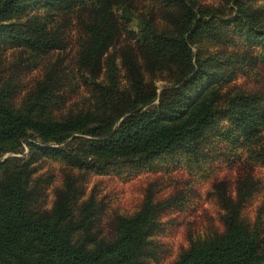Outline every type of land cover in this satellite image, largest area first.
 <instances>
[{"label": "trees", "instance_id": "obj_1", "mask_svg": "<svg viewBox=\"0 0 264 264\" xmlns=\"http://www.w3.org/2000/svg\"><path fill=\"white\" fill-rule=\"evenodd\" d=\"M41 1L55 11L40 16L28 11L35 0H0V49L12 45L36 55L66 49L70 47L69 31L74 21L81 35L74 59L65 64L57 57L46 65L42 78L19 101L11 78L0 71V154L17 151L23 139L33 152L24 163H19L22 158L17 156L0 161V264H148V237L157 225L156 213L170 206L166 204L168 199L157 203L149 196L139 210L116 215L114 227L101 232L96 224L99 207L94 200L83 201L76 210L78 187L72 176L67 179L72 177L74 186L67 181L56 191L52 205L42 207L43 187L39 178H32L34 167L29 163L42 156L39 149L59 153L78 139L82 142L75 154L80 167L104 172L110 165L142 162L177 149L190 133L212 123L221 110L232 109V99L216 103L213 88L201 85L191 92L187 89L194 87V76H207L199 55L198 66L193 63L188 43L205 31L200 24L203 20L184 6L179 35L157 33L149 27L147 35L137 39L143 62L136 60L135 53L127 56L129 83L119 84L111 75L109 83L103 84L93 79L107 48L120 32L113 7L120 0ZM234 1V17L244 25L242 31L261 35L264 4ZM167 61L181 69L176 71V81L162 88L158 103L153 105L157 92L145 71ZM71 65L87 70L86 78L98 91L93 101L80 104L82 99L88 100L82 96L76 103L67 104L71 98L67 91L74 93L77 86L63 91L68 83L61 77L71 71ZM113 67L109 73H113ZM242 116L248 117L245 112ZM48 143L66 145L50 147ZM221 199L227 206L224 229L192 240L173 264H264L263 235L240 214L243 196L232 200L221 195Z\"/></svg>", "mask_w": 264, "mask_h": 264}, {"label": "rangeland", "instance_id": "obj_2", "mask_svg": "<svg viewBox=\"0 0 264 264\" xmlns=\"http://www.w3.org/2000/svg\"><path fill=\"white\" fill-rule=\"evenodd\" d=\"M255 2L264 4V0ZM235 5L234 0H120L113 6L120 32L107 48L98 75L92 78L94 81L109 83L112 75L115 82L128 84L127 56L135 53L136 60L143 62L137 39L149 27L157 33L179 35L183 9L187 6L196 18L203 20L200 24L205 31L188 43L194 54L193 63L198 66L196 56L199 55L200 64L207 72V76H194V87L187 89L191 92L201 85L213 88L216 103L225 104L232 99V109L221 110L212 123L202 131L190 133L185 143L175 150L142 162L110 165L104 172L76 165L81 163L75 154L81 139L59 153L39 149L42 156L30 161L29 167H34L32 178H39L43 187L42 207L49 208L56 191L67 181L74 186V179L78 187L76 210L83 201L94 200V205L99 207L97 227L101 232H108L114 227L116 215L133 214L147 197L157 203L168 199L166 204L170 206L161 207L156 213L157 225L148 237L151 250L146 257L148 264H173L192 240L222 231L227 206L221 195L232 200L243 196L239 205L241 217L251 228L258 227L264 240V32L261 35L249 33L253 30L248 34L243 32L244 25L234 17ZM261 9L264 10V5ZM28 11L41 16L50 15L55 9L49 10L41 0H35ZM258 27L261 28V23ZM69 35L70 47L45 55L12 45L0 49V71L5 78H11L17 89V101L42 78L46 65L57 57L63 58L65 64L74 59L81 35L75 21ZM111 67L113 73H109ZM178 68L173 61H167L163 66L145 71L146 79H150L157 92L151 104L158 103L165 85L176 81ZM85 72L86 69L73 66L61 77L63 83H68L63 91L77 86L74 93L67 91L71 95L67 104L76 103L82 96L88 100L82 99L80 104L96 98L98 91ZM146 108L147 105L142 109ZM244 112L248 117L242 116ZM17 147V151L0 154V161L17 156L22 158L19 163H24L33 155L27 140L23 139ZM68 175L73 179H67Z\"/></svg>", "mask_w": 264, "mask_h": 264}]
</instances>
